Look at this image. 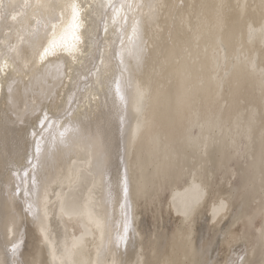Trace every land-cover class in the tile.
<instances>
[{"label":"bare ground","instance_id":"obj_1","mask_svg":"<svg viewBox=\"0 0 264 264\" xmlns=\"http://www.w3.org/2000/svg\"><path fill=\"white\" fill-rule=\"evenodd\" d=\"M8 2L9 0H5V3ZM12 2L23 4L24 0H12ZM30 2L35 3V0H30ZM81 2L83 3L84 0ZM95 2L99 4L102 0H95ZM167 2L179 5L182 0H167ZM183 2L213 4L219 3L220 0H183ZM223 2L231 4L233 8L237 3L249 5L246 13L232 10L226 14L223 34L215 30L209 34L208 28L204 27L202 29L203 38L196 40L186 30V27L181 26L179 20L173 27L171 20L161 19L159 23L164 27L162 33L155 24L146 25L144 38L151 55L140 70L135 68L134 62H131L126 55L125 62L132 70L125 72L123 77H120L116 67L119 60L112 59L110 50L113 45L105 42L100 17L94 16L91 26L99 28L100 31L98 47L92 50V56L95 58L96 68L100 69L99 77L104 81L103 91H100L99 85H96L95 68L92 69V73H87V69L92 68V63L87 58H82L85 65L82 68L80 64H72L70 58L65 57L67 63L81 73L78 77L75 72L73 73L79 90L75 83L65 79L62 87L57 86V91L65 99L76 92L77 96L81 97L76 119L93 133L99 130L98 139L103 145L108 169V175L104 178L105 184L108 183L109 178L114 184L118 167L122 173L123 168L119 164L121 157L127 160L131 156L133 160H139L143 166L142 172H139L140 182L144 186L143 191L139 195L134 193L130 201L131 241L126 251L123 245L119 250L126 264H137L138 260L144 259L154 261L164 256L179 261L180 264H183L186 259L206 261L207 264H230L231 261L238 260L241 256H245L252 264H264V252L261 251L258 240L261 220L257 217L253 224L247 221V217L260 207L259 202L264 195L261 192L258 162L257 171L250 178L253 165L252 155L255 154L257 157L259 155V126L257 124L252 132L255 144L249 143L247 130L249 111L259 113L264 107L259 84L252 78H245L238 92L233 95L225 93L223 96L216 95L215 97L208 91L207 85V77L212 70L213 49L221 39L229 58L242 54L251 57L257 65L264 59V42L256 40L249 43L245 27L247 22L260 21L261 0H223ZM19 19L21 24L16 27H22L24 31L35 26L30 13L27 17L22 16ZM9 23H13L10 18ZM3 30L4 27L0 24V40L5 39ZM61 34H63V29L58 32L57 39ZM108 39L114 40L115 37L110 33ZM69 42H71L70 37ZM115 47L118 50L119 44L117 43ZM186 48L191 56L185 51ZM0 49H3V45H0ZM101 57L104 59L103 65L100 64ZM176 57H180L182 63L193 69L194 76L201 75L206 80L205 90L195 96V107L202 115H206L217 110L218 106L224 110V119L232 128L229 134L226 127L223 137L217 133V140L220 144L207 165L208 177L205 183H210V187L204 189V197L195 206H191L192 193L189 188L192 177L188 172L199 168V163L191 155L181 161L187 182L184 179H176L161 185L154 180L156 165L163 162L152 143L154 133L167 134L170 140L184 134L193 136L201 134L199 126L190 125L187 119L181 120L175 113V97L181 87L180 81L173 75ZM50 59L55 60V57H50ZM193 61L196 62L193 63ZM58 67L59 65L56 64L50 67L49 72L53 77ZM86 73L87 79L84 78ZM220 74L223 75V72L221 71ZM113 76L121 80L122 94L128 101L127 108L115 94L116 86L112 82ZM137 82L150 83L152 86L153 96L147 105L146 116L153 124L136 139L133 148L131 134L136 127L137 114L132 108V99ZM89 84L94 85L91 91L99 94V99L92 101L90 107L87 99L89 92L86 90V85ZM48 86V83L33 81L25 93L24 85L21 84L16 94V103L12 107L6 102L7 85L3 91H0V261L7 258L9 264L12 260L10 241L14 239V236L6 234L4 225L12 215H15L16 227L21 234L19 240L22 241L18 258L31 262L35 253L37 259L46 260L51 264V257L43 243L38 225L33 222L32 216L24 211L26 205L22 197L12 199L9 196L11 189L20 181L11 176L8 171L10 167L20 171L22 176L23 170L29 167L28 157L35 154V146L29 134L30 123L35 117L29 116V125H22L16 122L13 107L23 113L25 105L31 108L34 100L39 106V101L43 100L42 91ZM43 103L54 113L61 111L60 98H57L53 104H49L47 100H43ZM64 107L66 108L67 104H64ZM73 107L75 108V105ZM119 117L123 118V125L120 124ZM237 123H239V129H237ZM42 148H50V142L48 144L42 142ZM88 158L83 147L78 144L71 149H65L63 153H55L46 160L45 166L39 171V176L49 185L48 198L50 201L55 202L57 200L55 193L61 191L59 178L66 176L73 167L87 169L85 161ZM73 160L76 161L75 165L72 163ZM29 175L31 176V171ZM96 184L97 187L93 193V199L97 201L95 211L103 215L105 208L99 201L102 196L106 198L108 188L105 187L103 192L101 191L99 178ZM87 187H92L91 183ZM238 190L239 195L232 201L227 215L222 218H213V204L218 197L229 191L236 193ZM112 191L115 195L114 187ZM82 194L87 197V189H84ZM40 195H43V187H41ZM120 203H123L122 191L120 192ZM186 212L187 215H185ZM107 214L110 226L103 240L95 228L92 234L85 236L84 256L86 259L90 258L92 264H96L97 248L101 243L107 245L110 239L115 240L117 230L122 231L123 215L114 199L107 204ZM165 215L170 221L172 220L171 226L166 225L168 217L166 220ZM46 223L49 226L51 240L60 246L65 241L71 243L73 237L78 238L85 231L81 223L75 219L69 220L67 217L61 220L52 216ZM226 233L229 236V242L225 241ZM40 248L45 249L42 256L38 252ZM6 251L7 257H5ZM100 259L110 264L112 257L105 252Z\"/></svg>","mask_w":264,"mask_h":264},{"label":"snow or ice","instance_id":"obj_2","mask_svg":"<svg viewBox=\"0 0 264 264\" xmlns=\"http://www.w3.org/2000/svg\"><path fill=\"white\" fill-rule=\"evenodd\" d=\"M248 7L247 4L237 3L233 8L231 4L224 3L223 0L213 4H186L182 0L179 5L170 4L167 0H102L99 4L95 0H84L83 3L81 0H35V3L24 0L23 4L13 3L12 0L5 3V0H0V24L4 27L3 35L5 37L0 40V45H3V49H0V91H3L7 85V104L10 107L15 105L19 86L23 84L24 91L27 93L33 81L48 83L49 86L42 91V95L43 100H47L49 104L55 103L57 98L61 99V111L55 113L44 106L43 100L39 101V106L35 100L31 108L25 105L23 113L13 107L16 122L22 125H29V116L35 117L30 123L31 131L29 133L35 146V154L28 157L29 167L23 170L22 176L20 171L10 167L8 169L10 175L20 181L11 189L9 196L12 199L22 197L26 205L24 211L31 215L33 222L38 225L43 243L51 257V264H92L91 259H86L84 256L85 236L92 234V230L95 228L103 240V236L110 226L107 204L113 199L119 205L123 215L122 231L117 230L115 240L110 239L107 245L102 242L97 248L96 264H108L107 261L100 259L105 252L112 257L110 264H126V261L121 258L119 250L123 245L126 251L131 241L130 201L134 193L139 195L144 188L139 176V172H142V163L139 160H133L131 156L127 160L124 157L120 158L119 164L123 168L122 173L118 167L114 184L111 178L105 184L104 178L108 175V169L106 154L98 139L99 130L93 133L76 119L81 100L76 92L65 99L57 91V86L62 87L65 79L75 83L79 90L73 73L75 72L77 77L81 73L69 65L65 57L70 58L72 64H80L82 68L85 67L82 58H87L92 63V68H88L87 73H92V69L95 68L96 85H99L100 91L104 90V81L99 77L100 69L96 68L95 58L92 56V50L98 47L100 31L99 28L91 26L94 16L100 17L105 33V42L113 45L110 50L112 59L119 60L116 67L120 77H123L125 72L132 70L130 65L125 62L126 55L131 62H134L137 70L144 67L151 55L148 43L144 38L146 25L155 24L159 32L162 33L164 27L159 23L161 19L171 20L173 27L179 20L181 26L186 27L193 38L199 40L203 38L202 29L204 27L208 28L209 34L213 30L223 34L226 14L232 10L246 13ZM259 7L261 9L260 21H251L245 24L249 43L256 40L264 42V0H261ZM29 13L31 19L35 21V26L28 31H24L22 27H16L21 24L19 17H27ZM9 18L13 23H9ZM61 29H63V34L57 39V34ZM110 33L115 37L114 40L108 39ZM169 35L171 36L170 30ZM69 37L71 42H69ZM117 43L119 44L118 50L115 47ZM185 51L191 56L187 48ZM205 51L207 52V49ZM50 57H55V60ZM211 60L212 70L207 77V85L208 91L214 97L216 95L223 96L225 93L233 95L240 90L243 79L252 78L258 81L260 96L264 100V59L257 65L251 57L242 54L229 58L221 39L213 49ZM195 62L193 61V63ZM53 64L59 65L54 77L49 72ZM100 64H104L103 57L100 58ZM174 65L173 75L181 84L175 97V113L181 120L187 119L190 125L199 126L201 134L199 136L184 134L170 140L167 134L154 133L152 143L163 161L156 165L154 180L161 185L176 179H184L187 182L184 165L181 161L191 155L199 163V168L188 172L192 177L189 188L192 193L191 206H195L204 197V189L210 187V183H205L208 177L207 165L220 144V141L217 140V133L223 137L226 127L229 134L232 128L224 119V110L218 106L217 110L206 115H202L195 107V96L205 90V78L201 75L194 76L193 69L182 63L180 57L175 58ZM221 71L223 75L220 74ZM87 73L84 76L85 79L88 78ZM112 82L116 86V96L127 108L128 101L122 94L121 80L113 76ZM93 87L94 85L91 84L86 85V90L89 92L87 97L89 107L92 101L99 99V94L91 91ZM152 96L153 89L150 83H136L132 99V108L137 114L136 127L131 134L133 148L136 139L153 124L146 116V108ZM64 104H67L66 108ZM236 119L238 121L239 118ZM119 120L123 125V118L119 117ZM257 124L260 130V148L258 157L255 154L252 155L253 165L250 178L257 171L258 162L261 192L264 193V107L259 113L249 111L247 130L250 144L256 142L252 132ZM236 126L239 129V123ZM121 130L123 131V129ZM42 142L45 144L50 142V148H42ZM78 144L83 147L89 157L85 161L87 169L73 167L66 176L59 178L58 183L61 191L55 193L57 197L55 202L50 201L48 198L49 185L41 180L39 171L45 166L46 160L51 155L63 153L65 149H71ZM72 163L75 165L76 161L73 160ZM30 171L31 176L29 175ZM97 178L100 180L102 192L105 187L108 188L106 198L102 196L99 201L105 208L103 215L95 211L97 201L93 199ZM89 183L92 185L90 188L87 187ZM41 187H43L42 196L40 195ZM113 187L116 189L115 195H113ZM84 189H87V197L82 194ZM121 191L123 203H120ZM238 195L239 190L236 193L229 191V193L218 197L213 204V218H222L227 215L232 201ZM259 203L260 207L247 217V221L249 224H253L257 217L260 218L258 240L261 251L264 252V195ZM52 216L61 220L65 217L69 220L75 219L81 223L85 231L80 237H73L71 243L65 241L62 246L57 245L51 240L49 226L46 223ZM4 227L6 234L14 236V239L10 241L12 253L10 264H49L46 260L37 259L35 253L31 262L18 258L22 241L19 240L21 234L16 227L15 215L7 220ZM225 241L229 242L227 233ZM44 251V248L38 250L41 256ZM5 257H7V251ZM0 264H9V261L6 258L0 261ZM137 264H180V262L164 256L154 261L138 260ZM183 264H207V262L186 259ZM230 264H252V262L245 256H241L238 257V260L231 261Z\"/></svg>","mask_w":264,"mask_h":264},{"label":"rangeland","instance_id":"obj_3","mask_svg":"<svg viewBox=\"0 0 264 264\" xmlns=\"http://www.w3.org/2000/svg\"><path fill=\"white\" fill-rule=\"evenodd\" d=\"M167 217H168V216L165 215L166 220H167ZM168 220L170 221L169 217H168ZM168 220H167V222H166V223H167L166 225L171 226V225H172V220H171L170 222H169ZM168 223H169V224H168Z\"/></svg>","mask_w":264,"mask_h":264}]
</instances>
